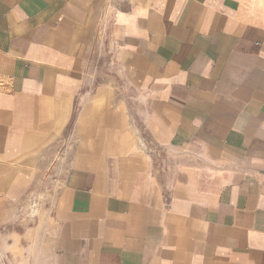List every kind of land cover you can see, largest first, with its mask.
I'll list each match as a JSON object with an SVG mask.
<instances>
[{"label":"crops","instance_id":"crops-1","mask_svg":"<svg viewBox=\"0 0 264 264\" xmlns=\"http://www.w3.org/2000/svg\"><path fill=\"white\" fill-rule=\"evenodd\" d=\"M10 243L26 264H264V5L0 0Z\"/></svg>","mask_w":264,"mask_h":264},{"label":"rangeland","instance_id":"rangeland-1","mask_svg":"<svg viewBox=\"0 0 264 264\" xmlns=\"http://www.w3.org/2000/svg\"><path fill=\"white\" fill-rule=\"evenodd\" d=\"M255 4L257 7L263 6L264 0H255ZM15 243L17 244V241H15ZM0 250L2 253V264H26L25 260L23 259V250H25L24 247L18 251L17 249L11 247L10 243L5 249L0 248Z\"/></svg>","mask_w":264,"mask_h":264}]
</instances>
